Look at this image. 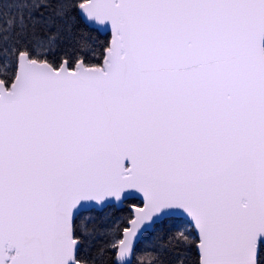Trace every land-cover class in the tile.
<instances>
[{
    "label": "water",
    "instance_id": "95a60500",
    "mask_svg": "<svg viewBox=\"0 0 264 264\" xmlns=\"http://www.w3.org/2000/svg\"><path fill=\"white\" fill-rule=\"evenodd\" d=\"M101 66L19 55L0 80V264H85L84 211L147 232L191 222L201 264H259L264 245V0H87Z\"/></svg>",
    "mask_w": 264,
    "mask_h": 264
},
{
    "label": "trees",
    "instance_id": "16d2710c",
    "mask_svg": "<svg viewBox=\"0 0 264 264\" xmlns=\"http://www.w3.org/2000/svg\"><path fill=\"white\" fill-rule=\"evenodd\" d=\"M87 0H0V80L8 85L17 73L19 55L48 61L55 67L64 60L74 67L84 60L88 66H101L110 46L111 34L89 26L79 12ZM140 205L129 199L123 208L108 206L102 211L82 212L76 219V237L82 241L78 259L85 264H117L118 245L132 218L129 205ZM166 219L156 225L157 249H140L132 264H201L199 238L194 229L184 232ZM159 229V230H158ZM259 264H264L261 245Z\"/></svg>",
    "mask_w": 264,
    "mask_h": 264
},
{
    "label": "rangeland",
    "instance_id": "374dc122",
    "mask_svg": "<svg viewBox=\"0 0 264 264\" xmlns=\"http://www.w3.org/2000/svg\"><path fill=\"white\" fill-rule=\"evenodd\" d=\"M170 223L175 225V227L181 229L184 232H190L193 228L191 222L188 221L187 219L173 218L170 220ZM157 235H158L157 233H153L151 235L144 236V238L142 239L141 245H140V249L142 250L157 249L158 248L157 246H159V239ZM120 240L118 241L116 240L115 244L118 245Z\"/></svg>",
    "mask_w": 264,
    "mask_h": 264
}]
</instances>
